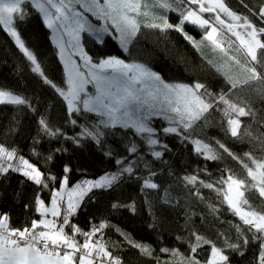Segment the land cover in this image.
<instances>
[{
	"label": "snow or ice",
	"instance_id": "1",
	"mask_svg": "<svg viewBox=\"0 0 264 264\" xmlns=\"http://www.w3.org/2000/svg\"><path fill=\"white\" fill-rule=\"evenodd\" d=\"M29 4L42 16L43 23L52 32L53 43L59 49V56L64 64L67 90L48 79L36 55L25 46L14 26L16 21H24L27 18L28 12L24 6ZM185 4L197 7L185 10L181 8ZM77 5L82 11L77 10ZM154 6L180 11V24L172 25L166 18L155 15L152 11ZM205 12L214 14L212 19L215 23L203 17L202 13ZM85 13H91L97 20L103 21V24L94 26ZM221 14L228 19H223ZM258 14L264 24V4L259 8ZM184 22H191L205 29L210 28L206 31L205 39L211 42L213 52L221 53V62L214 63L209 59L208 64L223 77L228 86L227 92L221 89L218 93H213L199 81L193 84L166 83L158 73L147 66L126 63L116 57L94 61L81 44L82 33H88L97 42L103 43L104 37L113 35L114 29L120 45L127 50L129 45L138 39L142 28L158 30L161 33H166L172 28L183 31ZM0 25L31 62L32 71L39 74L44 83L50 85L66 101L69 114L95 113L100 118L92 129L85 127L78 137H71L74 142L79 143V137H87L100 144L101 138L106 135L101 130V125L104 129L119 127L133 130L135 135L140 136L149 146L151 154L159 159L163 153L155 150V146L160 145V140L156 136L157 130L150 123L153 116H162L168 121L170 126L162 129L164 134L183 135L184 139H188L190 130L194 131L200 127L198 122L203 121L205 126H210L211 113L215 109L221 113L222 127L226 121V133L232 138L242 140L248 137L252 141H258V147L264 152V133L254 135L251 125H245L242 129L243 121L240 119L251 117L256 121L257 112L252 106V93L264 101V88L256 87V84H264V71H258V67L264 69V39H261L264 36V26L257 27L248 16L237 14L225 0H152L151 4L149 0H0ZM224 30L239 41L236 51L242 52L243 62L239 56L230 55L235 41L225 37ZM185 39L199 50L198 42L192 37L185 34ZM74 57H79V62ZM236 68L239 71H235ZM245 89L249 90L248 97L237 94L235 99L230 98L234 90ZM0 105L31 106L28 98L2 87ZM38 123L46 136L56 137L62 134L61 130L52 127L45 117H41ZM71 123L75 124L76 120ZM192 143L196 153L203 155L206 160L223 159L218 150L223 149L229 157L239 161L246 171V176L239 177L231 169H224L228 175L226 178L222 175L215 183L198 180L195 175L186 176L184 179L188 184L199 183L202 187L212 189L218 197H222V203L247 226V232L252 233L251 240L260 242L258 264H264V155L257 158L251 152H245L243 156L247 159L246 162L219 140L215 141L218 148L203 139H195ZM162 147L167 149V145ZM137 151L136 143L130 141L127 152L135 154ZM33 154L38 155L34 149ZM52 159L53 154L50 153L46 162ZM117 164L121 167L116 172L107 173L95 181H82L71 189H68L69 181L65 175L60 190H53L51 193L50 206H46L45 201L37 194L34 208L40 218L32 219L30 227L26 225L22 229L12 228L9 215L0 214V264H123L121 257L114 256L113 252L109 251L107 242L93 239L108 226L106 222L93 225L88 231L71 222V217L76 214L84 198L93 189L113 187L125 174L132 175L136 167V163L129 162L127 158L118 159ZM10 170L20 173L36 185L44 188L49 186L44 174L23 156H18L16 149L9 150L0 145V175H5ZM69 171V167L65 165L64 172ZM152 175L154 173L144 179V188L158 187L151 181ZM47 179L54 181L56 177L50 176ZM65 191L66 207L62 208ZM249 195H257L260 204L253 206ZM24 207L27 210L30 205L25 204ZM66 227L70 232L65 231ZM234 227L236 241L232 242L226 237L220 247L194 229L188 237L177 236V240L187 243L189 254L185 255L177 248L161 247L160 253L178 258L169 261H162L159 256L154 255L156 250L152 245L133 240L130 234L119 228L116 231L132 248L138 249L141 256L153 259L156 264H229L226 250L242 256L244 252L241 247L246 248L249 244L245 229L240 224ZM77 236L83 237V242L79 241ZM204 245H209L210 251L208 259L202 262L197 257V251ZM112 247L117 245L114 243Z\"/></svg>",
	"mask_w": 264,
	"mask_h": 264
},
{
	"label": "trees",
	"instance_id": "2",
	"mask_svg": "<svg viewBox=\"0 0 264 264\" xmlns=\"http://www.w3.org/2000/svg\"><path fill=\"white\" fill-rule=\"evenodd\" d=\"M225 3L237 14L248 16L257 27L264 26L258 14L264 0H225ZM24 7L28 12L27 18L16 21L14 26L25 46L36 55L48 79L65 87L64 64L53 43L51 30L45 26L42 16L30 4ZM196 7L187 4L181 6L185 10ZM167 11L171 24H180V11ZM85 15L94 26L103 24V21L97 20L91 13ZM202 15L215 22L212 19L214 14L205 12ZM182 28L183 31L172 28L166 33L142 28L138 39L127 50L120 45L114 29L113 35H106L103 43L97 42L88 33H82V41L86 51L95 59L114 55L126 61L137 60L158 72L166 81L187 84L199 81L213 93H218L221 89L227 92L228 86L223 77L208 64L209 59L214 63L221 62V53L213 52L211 42L205 39L207 29L191 22H184ZM185 34L201 40L199 50L185 39ZM239 58L243 62L244 59L241 56ZM234 70L239 71L238 68ZM258 71L264 69L258 67ZM0 87L28 98L31 105H0V144L16 149L18 156H23L35 164L49 184L44 188L11 170L0 175V214L9 215L12 228L22 229L26 225L30 227L32 219H39L34 208L35 197L39 194L40 198L49 201L52 191L60 187L65 175L72 185L87 178L116 172L121 167L117 160L127 158L129 162L136 163L133 174H125L111 188L93 189L71 217L72 223L88 231L91 223L99 225L102 221L106 222L108 226L93 239L107 242L109 251L114 256L121 257L123 264L156 262L141 256L139 250L132 248L116 231L117 228L130 234L137 242L152 245L156 250L154 255L159 256L162 261H169L178 258L160 253L161 247L177 248L185 255L189 254L187 243L177 240V236L188 237L194 229L220 247L226 237L232 242L236 241L234 225L240 224L249 237V244L246 248L241 247L244 252L242 256L226 250L229 264H258L260 242L251 240L252 233L247 232V226L222 203V197H218L212 189L202 187L199 183L188 184L184 179L186 176L195 175L198 180L215 183L222 175L225 178L228 175L224 169H231L239 177L246 176L239 161L233 160L223 149H218L223 156L220 160H206L203 155L197 154L192 143L195 139H203L216 148L218 146L215 141L219 140L241 158H244L245 152H251L257 158L264 155L258 147V141H252L248 137L236 139L226 133L224 128L227 124L225 121L223 127L221 126L220 112L213 109L210 126H205L203 121L198 122L200 127L190 130L188 139H184L183 135L164 134L162 129L170 126L168 121L162 116H153L150 123L157 130L156 136L160 140V145L155 146V150L163 153L159 159L151 154L143 139L129 129H104L101 125L100 128L106 135L101 138L100 144L87 137H79V143L74 142L71 137H78L85 127L92 129L100 118L95 113L69 114L66 101L50 85L44 83L39 74L32 71L31 62L19 50L14 39L3 30L2 25ZM256 87L264 88V84H256ZM237 94L248 97L249 90H234L230 98L235 99ZM251 99L257 112L256 121L251 117H241L242 129L245 125H251L253 134L259 135L264 133V123L261 122L264 121V101L255 93L251 94ZM41 117H45L52 127L59 128L62 134L56 137L46 136L38 123ZM72 120H76V123H71ZM130 141L137 145L138 151L135 154L127 152ZM162 145H167V149ZM33 149L38 155L33 154ZM50 153L53 154V159L46 162ZM65 165L70 169L68 173L64 172ZM150 173H154L151 181L158 185L155 189L143 187L144 179ZM50 176H55L56 179L48 180ZM249 200L253 206L260 204L257 195H249ZM25 204L30 205L27 210ZM63 207H66L65 202ZM65 231L70 232V229L66 227ZM221 233L224 235L221 236ZM77 239L83 242V237L77 236ZM114 243L117 247H112ZM209 251V245L198 249V259L206 261Z\"/></svg>",
	"mask_w": 264,
	"mask_h": 264
},
{
	"label": "rangeland",
	"instance_id": "3",
	"mask_svg": "<svg viewBox=\"0 0 264 264\" xmlns=\"http://www.w3.org/2000/svg\"><path fill=\"white\" fill-rule=\"evenodd\" d=\"M77 7V10L78 11H82V9L80 8V6L79 5H77L76 6ZM189 9V8H188ZM192 9H194V8H192ZM152 11H153V13L155 14V15H157V16H159V17H163V18H166L167 19V21L169 22V23H171L170 22V20H169V17H168V11L166 10V9H161V8H155V7H153L152 8ZM221 16H222V18L223 19H225V20H227L228 18L227 17H224L223 16V14H221ZM204 17V16H203ZM205 19H207L206 17H204ZM211 23H213L212 21H210ZM215 23V22H214ZM217 27H219V25H216ZM207 30H210V28L209 29H207ZM238 31H243L242 29H238ZM224 32H225V37H230V39L232 40V41H235V44H233V46H232V49L230 50V54L231 55H237V56H241L243 59H244V57H243V54H242V52H237L236 51V48L239 46V41H237L236 40V37L235 36H231V34L230 33H227V31L226 30H224ZM188 36H190V35H188ZM190 37H192V36H190ZM65 39H67V37H65ZM192 39L193 40H195L196 42H198V44H199V47H201V44H200V42H201V40H199V39H197V38H194V37H192ZM81 44L83 45V48H84V50L86 51V49H85V46H84V44H83V41H82V34H81ZM225 47H227V42L225 43ZM59 50V49H58ZM87 52V51H86ZM88 53V52H87ZM89 54V53H88ZM90 55V54H89ZM91 56V55H90ZM92 57V56H91ZM107 57H116V58H118V59H121V58H119V57H117V56H114V55H109V56H106V57H101V58H107ZM101 58H98V59H95V58H93V60L94 61H96V60H99V59H101ZM74 59H76L78 62H79V57H74ZM122 60H124V59H122ZM126 63H140V64H143V63H141V62H138L137 60H132V61H126V60H124ZM144 65V64H143ZM146 66V65H145ZM148 67V66H147ZM149 69H151L150 67H148ZM152 71H154V72H156L155 70H153V69H151ZM156 73H158V72H156ZM159 74V73H158ZM160 75V74H159ZM162 78V77H161ZM163 79V78H162ZM164 80V79H163ZM166 83H181V82H169V81H166V80H164ZM185 84H187V83H185ZM65 88V90H67V84H66V86L64 87ZM89 88L91 89V86H89ZM92 91H94V89H92ZM0 145H3V144H0ZM5 146V145H4ZM6 147V146H5ZM8 148V147H7ZM9 149V148H8ZM9 150H11V149H9ZM26 159V158H25ZM28 160V159H27ZM29 161V160H28ZM30 162V161H29ZM31 164H33L32 162H30ZM33 165H35V164H33ZM36 166V165H35ZM37 167V166H36ZM38 168V167H37ZM105 175V174H104ZM101 176H103V175H101ZM101 176H99V177H96V178H93V177H91V178H87V179H85V180H93V181H95V180H98ZM84 180V181H85ZM79 183H81V182H76V183H74V184H72V185H70L69 183H68V189H71L72 187H74L76 184H79ZM60 190V187H58V188H56L55 189V191H59ZM42 199V198H41ZM45 201V200H44ZM66 201H67V194H66V191H65V196H64V202L66 203ZM50 203H51V198H50V200L49 201H45V204H46V206H50ZM49 218H51L50 216H49Z\"/></svg>",
	"mask_w": 264,
	"mask_h": 264
},
{
	"label": "built area",
	"instance_id": "4",
	"mask_svg": "<svg viewBox=\"0 0 264 264\" xmlns=\"http://www.w3.org/2000/svg\"><path fill=\"white\" fill-rule=\"evenodd\" d=\"M93 225H97V224H96V223H91V224H90V229H91V227H92Z\"/></svg>",
	"mask_w": 264,
	"mask_h": 264
}]
</instances>
